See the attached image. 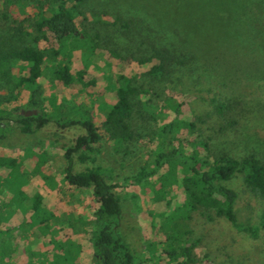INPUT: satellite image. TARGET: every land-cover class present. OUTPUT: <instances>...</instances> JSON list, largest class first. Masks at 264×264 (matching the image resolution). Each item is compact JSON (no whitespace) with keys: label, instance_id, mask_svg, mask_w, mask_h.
I'll list each match as a JSON object with an SVG mask.
<instances>
[{"label":"rangeland","instance_id":"374dc122","mask_svg":"<svg viewBox=\"0 0 264 264\" xmlns=\"http://www.w3.org/2000/svg\"><path fill=\"white\" fill-rule=\"evenodd\" d=\"M4 1L0 0V10ZM55 2L18 0L13 6L10 5L6 8L9 20L0 15V37L11 36L10 30L16 31L22 24L30 34L23 35L25 42L31 43L35 35L31 22L51 9ZM68 6L78 29L89 38L81 43V48L71 41L56 56L49 53L39 82L48 109L51 101L58 102L64 98L81 117H92L100 137L93 144L94 150L89 153L93 161L88 162L99 165L107 174L109 183L119 185L112 190L122 206L119 228L133 251L142 258H149L148 264H175L161 253L160 248L166 236L175 233L183 241L199 239L193 251L194 264H203L204 254L209 259L206 264H264V235L252 239L222 221L201 223L193 214H190L189 219L183 218L184 214L174 215V199L169 206L163 205L164 201L158 204L153 200L149 184H131L138 169L150 159L147 151L154 149V144L147 140H151L157 132L156 124L163 121L160 114L166 111L160 104H151L153 108L148 109L156 116L154 122L145 117L147 121L139 124L138 136L135 135V138L116 150L117 146L108 139L102 125L104 108L114 101L113 86L110 83L117 74L140 80L151 63L137 64L131 58V51L124 54L116 49L115 52L119 53L116 55L109 50L112 49L111 43H103L107 38L100 36V41L94 40L95 29L103 28L105 35L109 36L108 32L118 19L116 25L126 22L131 27L129 34L120 36V40H125L124 36H130L141 25L150 23L166 30L176 29L172 31L173 34H178L193 46H221L226 60L236 61L235 69L229 77L225 69L230 67L231 62L222 67L226 73L222 82L208 84L201 80L192 91H185L187 84L184 82L181 90L171 93L174 100L183 99L185 102L180 118L195 124L192 135L181 130L180 137L189 140L198 136L199 132L201 140L196 142L207 143L208 157L254 154L264 164V0H82L73 8L71 4ZM114 37L120 38L117 34ZM131 41L135 45L140 43L136 35ZM74 45L77 47L74 48ZM38 46L48 50L56 48L53 43L43 41H39ZM84 49H91V52ZM226 49H229L228 54ZM59 63H68L73 76L83 70V81L92 83L83 86L77 81L65 84L55 79L52 68ZM18 65L11 68V74H19ZM256 76L259 78L255 79ZM187 93L189 97L185 96ZM219 94L227 95L237 103L243 102L233 131L226 130L223 135L216 136L211 133L212 122L202 124L201 120L212 110L210 99ZM26 98L25 90L16 96L11 84L5 78H0V109H10L13 105L23 103ZM142 115L148 116L146 112ZM9 124L13 131L0 142V158H23L29 144L30 156L24 161L26 171L33 170L36 154L41 151L45 152L47 159L40 164V173L30 174L21 186L28 197L20 202L25 210L22 211L20 207L14 210L9 207L7 210L9 214L5 226L14 230V250L11 258L3 264H41V254L46 252H49V262L54 255L50 251L53 240L61 239H70L79 244L80 250L74 264H90L91 251L86 236L77 228L80 217L89 218L94 203L89 190L68 186L61 174L65 164L62 154L66 147L71 146L84 133L83 130L76 126L61 128L49 124L33 134H23L20 129L22 124L13 121ZM201 154H205V151L201 150ZM5 173L6 169L0 167V176ZM226 184L239 192L235 207L237 220L243 223L255 221L258 204L242 192L240 179L234 178ZM175 193L178 200L180 195L177 190ZM37 195L41 197L40 206L52 215L48 230L41 229L36 223L28 225L34 215L30 207L31 199ZM0 199L7 201L8 193L5 192ZM169 216L170 220L167 218Z\"/></svg>","mask_w":264,"mask_h":264},{"label":"trees","instance_id":"16d2710c","mask_svg":"<svg viewBox=\"0 0 264 264\" xmlns=\"http://www.w3.org/2000/svg\"><path fill=\"white\" fill-rule=\"evenodd\" d=\"M16 2L18 0H5L0 15L9 20L6 8ZM81 2L82 0H56L51 9L31 22L35 33L31 43L25 42L23 35L30 34L22 24L16 31L10 30L11 36L0 37V78H5L11 84L16 96L21 90L27 92L23 103L13 105L7 110L0 109V142L13 131L10 121L22 124L20 129L23 134H33L49 124L61 128L76 126L82 129L84 133L79 135L71 146L66 147L62 154L65 164L61 174L62 180L68 186L89 190L94 203L89 218L80 217L77 228L86 236L91 251L90 264H148L149 258H142L135 253L119 228L122 206L119 197L112 191L119 185L109 183L105 171L99 165L88 162L93 161L89 153L94 150L93 144L100 137L92 117H81L64 98L58 102L51 101L48 109L43 87L39 82L49 53L56 56L71 41L81 48V43L89 38L78 29L68 6L71 4L73 8ZM117 21L118 19L116 23ZM116 23L108 32L109 36L105 35L103 28L95 29L94 40L107 38L103 43H111L112 49L109 50L116 55L131 51V58L137 64H151L140 80L117 74L114 81H111L114 101L104 108L102 121L108 139L117 146L115 149L119 150L124 143L131 141L135 135L138 136L139 124L147 121L146 118L149 117L154 122L156 116L148 109L153 108L151 104H160L166 111L165 114H160L163 121L156 124L157 132L151 140H147L154 144V149L147 151L150 159L138 169L130 181L131 184H149L153 200L158 204L164 201L162 204L169 206L174 199V215L184 214L183 218L189 219L190 214H193L201 223L222 221L252 239L264 235V164L254 154L208 157L207 143L196 142L201 140L199 132L198 136L192 139H182L181 130L192 135L195 124L180 118L185 102L183 99L174 100L171 95L172 92L181 90L184 82L187 84L185 91H192L201 80L208 84L224 80V71L226 70L229 77L235 69L236 61L226 60L221 46H193L178 34H173L172 31L176 29L166 30L160 25H149L150 23L141 25L130 36H124L125 40H120V36L129 34L131 27H128L126 22L117 25ZM116 34L120 38L116 39ZM135 35L140 39L138 45L131 41ZM39 41L51 42L56 48L42 49L38 46ZM77 45H74V48ZM116 49L119 53L115 52ZM228 50H225L227 54ZM84 51L91 52V49ZM228 62H231L230 67L223 70L222 67ZM17 63L19 74L13 75L11 68ZM52 69L55 79L65 84L71 81H77L83 86L92 83L83 81V70L77 71L73 76L68 63L55 64ZM185 96L189 97L188 93ZM210 101L212 110L205 114L201 120L202 124L212 122L215 129L212 128L211 133L216 136L223 135L226 130L233 131L243 101L237 103L227 95L221 94L213 96ZM26 111L29 114L26 115ZM143 112L148 116L142 115ZM26 150L28 152L20 159L0 158V167L6 169V173L0 176V196L8 193L7 201L0 199V264L8 261L14 250V230L5 226L9 214L7 210L9 207L13 210L22 208L20 202L28 197L21 190V186L30 174L40 173V164L47 159L44 151L36 154L34 168L28 172L24 168V161L30 156L29 144ZM201 150H204L205 154H201ZM42 177L45 178L43 175ZM234 178L240 179L242 192L248 199L258 204L255 221L243 223L237 220L235 207L239 192L226 184ZM173 187L180 195L178 200ZM40 204V196L31 199L30 207L34 214L32 219L35 222L32 220L28 225L36 223L41 229L48 230L52 215ZM24 210L22 208V211ZM167 218L170 220L171 216ZM175 235L174 233L166 236L161 243V253L175 264H194L193 251L198 246L199 239L188 242ZM79 250V244L70 239L53 240L50 250L54 253L53 259L48 262L49 252L43 253L41 264H74ZM202 260L203 264L209 262L205 254L202 255Z\"/></svg>","mask_w":264,"mask_h":264},{"label":"water","instance_id":"95a60500","mask_svg":"<svg viewBox=\"0 0 264 264\" xmlns=\"http://www.w3.org/2000/svg\"><path fill=\"white\" fill-rule=\"evenodd\" d=\"M24 113H25L26 115H27V114H29V112H28V111H26V112H24Z\"/></svg>","mask_w":264,"mask_h":264}]
</instances>
